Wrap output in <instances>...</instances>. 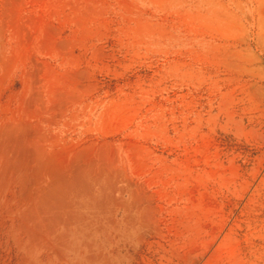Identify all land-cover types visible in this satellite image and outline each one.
Instances as JSON below:
<instances>
[{"label": "rangeland", "instance_id": "obj_1", "mask_svg": "<svg viewBox=\"0 0 264 264\" xmlns=\"http://www.w3.org/2000/svg\"><path fill=\"white\" fill-rule=\"evenodd\" d=\"M0 264H264V0H0Z\"/></svg>", "mask_w": 264, "mask_h": 264}]
</instances>
